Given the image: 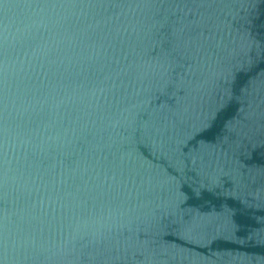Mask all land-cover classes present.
<instances>
[{"label": "water", "instance_id": "obj_1", "mask_svg": "<svg viewBox=\"0 0 264 264\" xmlns=\"http://www.w3.org/2000/svg\"><path fill=\"white\" fill-rule=\"evenodd\" d=\"M0 264H264V0H0Z\"/></svg>", "mask_w": 264, "mask_h": 264}]
</instances>
